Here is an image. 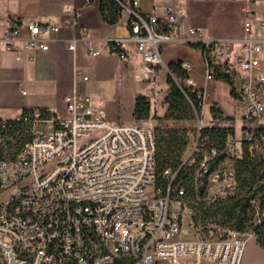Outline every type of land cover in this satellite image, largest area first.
Instances as JSON below:
<instances>
[{"label": "built area", "instance_id": "2783aa9c", "mask_svg": "<svg viewBox=\"0 0 264 264\" xmlns=\"http://www.w3.org/2000/svg\"><path fill=\"white\" fill-rule=\"evenodd\" d=\"M116 1L128 35L96 39L82 28L65 40L66 47L76 52L87 42L90 56L115 54L125 61L134 46L141 54L140 81L171 75L183 89L164 58L165 43L199 46L207 60L206 80L216 78L209 65L211 54L231 51L239 43L235 62L244 72L237 94L244 103L243 136L257 152H264V73L259 57L264 37L253 35L251 20L244 21L243 38L215 39L197 28L183 32L182 21L169 5L157 14L144 10L142 0ZM260 28L264 34V22ZM60 29L50 15L34 21L0 18V46L21 59L26 51L48 50ZM191 67L183 61L184 84L204 103L206 92L195 88ZM64 100L65 113L44 117L36 109L21 114L17 119L30 123V140L16 155L0 159V186L8 193L0 202L1 264H241L253 232L201 218V201H224L236 192L235 137L219 160V148L202 139L207 124L191 101L195 142L178 169L164 171L168 183L160 186L154 128L108 121L77 87ZM2 129H9L6 122ZM14 142L0 135L3 148ZM183 165L195 166L193 194L174 185ZM251 204L257 207L258 201L252 199Z\"/></svg>", "mask_w": 264, "mask_h": 264}, {"label": "crops", "instance_id": "0c3cea01", "mask_svg": "<svg viewBox=\"0 0 264 264\" xmlns=\"http://www.w3.org/2000/svg\"><path fill=\"white\" fill-rule=\"evenodd\" d=\"M149 2L150 7L146 9L142 0V8L146 11L155 10L157 14H162L165 6H171L182 21L183 32L192 27L200 29L210 38L240 39L245 34L244 21L248 17L253 24V35L264 37L260 28L261 23L264 22V0H161L158 2L149 0ZM67 6H73L74 10L68 9ZM45 15L54 17L61 26L58 40L52 42L48 50H29L18 59L15 52L0 46V119L4 121L17 119L25 109L46 108L51 116L65 112L64 97L71 94L75 87L80 90L81 84L85 85L89 77L83 75L88 77L84 80L81 70L88 67L94 74L119 73L129 83L125 91L127 106H121L115 116L106 115L101 109L108 121L146 126L147 119L134 117L135 99L140 93L150 98L151 115L156 111L155 107L159 116L165 115L167 106L164 100L169 91L167 76L163 75L155 82L140 81L138 66L141 63V54L134 46H130L128 60L123 61L115 54L90 56L87 52V42H81L76 52L69 50L65 45V40L78 35L82 28L87 29L89 37L96 39L126 36L130 33V29L126 25L125 16L115 24L106 22L101 11V0H0L1 19L17 17L34 21L42 19ZM240 51L241 45L236 43L233 50L220 54L213 53L210 57V60L222 70L230 69L229 73L234 79L237 94L244 77V72L235 62ZM163 53L169 64L179 60L191 63L189 75L195 80V88L206 92L202 109L204 123L210 124L213 120L211 106L215 104L225 116L234 117V120L224 121L220 123L221 125H231L235 129V134L236 126L241 125L243 131L246 123L243 119L244 103L238 95L237 97L233 95L232 85L227 81L217 78L206 80L207 60L200 48L172 41L164 44ZM259 57L261 71L264 73V44ZM88 61L91 66L86 64ZM77 74L78 79L75 82ZM23 86H28L29 91L21 92ZM159 88L162 90L161 93ZM56 102L63 103V107L57 106ZM205 109L209 110V119L204 117ZM241 264H264V247L258 243L254 234L247 239Z\"/></svg>", "mask_w": 264, "mask_h": 264}, {"label": "trees", "instance_id": "16d2710c", "mask_svg": "<svg viewBox=\"0 0 264 264\" xmlns=\"http://www.w3.org/2000/svg\"><path fill=\"white\" fill-rule=\"evenodd\" d=\"M101 11L105 21L110 24L117 23L122 17L121 8L116 0H101ZM182 63L183 61L179 60L169 64V68L175 74L183 89L171 75H168L167 82L170 87L164 100L167 106L164 119L179 121L195 118L191 101L194 103L199 115H202V100L197 98V93L192 86L184 84L187 73L183 70ZM209 65L215 68L217 79L227 81L232 85V93L237 97L232 75L227 71H223L211 60H209ZM39 110L44 117L50 116L46 108H39ZM33 111L34 109H25L22 114H29ZM151 111L150 98L145 94H138L135 99L134 117L136 119H148L151 116ZM211 113L213 121L217 122L218 125H205L201 131L202 139H207L215 144L221 152L219 160H223L225 158L224 147L231 137H235V129L232 126H223L220 123L234 120V117L225 116L215 104L211 106ZM4 122L9 127L6 132H3L2 129ZM29 129L30 123L23 120L9 119L4 121L0 119V135L4 134L6 137H13L15 140L14 144L9 145L8 148H3L0 144V159L7 156L5 154L12 146L15 149L13 152H9L8 156L18 153L20 148L30 140ZM187 146V138L180 134L177 129L171 128L161 132L159 136L157 134L158 185H167L168 179L163 175L164 171L169 167L176 170L181 166ZM232 158L235 168L236 192L224 201L218 199H214L210 203L201 201V218L222 226H229L239 232L252 231L257 237L258 243L264 247V152H257L243 136L241 155L234 146ZM194 171L195 166L183 165L176 175L174 185L184 187L189 194H193L195 190ZM252 199L258 201L257 207L252 206Z\"/></svg>", "mask_w": 264, "mask_h": 264}, {"label": "rangeland", "instance_id": "374dc122", "mask_svg": "<svg viewBox=\"0 0 264 264\" xmlns=\"http://www.w3.org/2000/svg\"><path fill=\"white\" fill-rule=\"evenodd\" d=\"M149 4H150L149 0H144L143 5L144 7H146V9L150 7ZM86 64L91 66V63H89V61ZM81 71H82L81 75L82 76L87 75L89 77V80L86 81L85 85L81 84L80 90L83 91L86 96L90 97L96 106H98L100 109H103L104 112H106V115L115 116L117 115L121 106L128 105L125 91L128 88L129 83L124 76H122L119 73L94 74L92 72V69H90L89 67L88 69H82ZM155 88H153V90ZM20 91L27 92L29 91V87L23 86L20 89ZM161 91L162 90L160 89L159 92L161 93ZM56 105L63 107V103L56 102ZM159 108H160V104H159ZM155 109L156 111L154 112V114H152L145 121L147 122L145 123V125L154 128L158 136L159 134H161V132H164L171 128L179 130V133L183 134L188 140V146L183 156V159H185L188 156L189 152L191 151V148L196 139V124H197L196 119L191 118L189 120H179V121H174L172 119H164V115L161 114L162 116H159L157 114L158 112L157 107H155ZM63 113L65 112L63 111ZM204 117L207 119L210 118L208 109L204 110ZM208 125H218V123L212 120L211 123ZM235 138L237 140L236 148L239 152V155H241V141L243 138V131L241 130V125L236 126ZM14 149L15 147L12 146L11 149L9 148L10 151L8 150L5 155L8 156L9 155L8 153L13 152ZM7 195H8L7 191L3 190L0 186V202L4 200L7 197Z\"/></svg>", "mask_w": 264, "mask_h": 264}]
</instances>
